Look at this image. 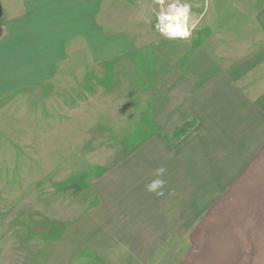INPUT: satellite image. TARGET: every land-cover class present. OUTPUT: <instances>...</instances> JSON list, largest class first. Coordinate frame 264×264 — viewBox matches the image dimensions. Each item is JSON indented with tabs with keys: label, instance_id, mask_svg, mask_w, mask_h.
<instances>
[{
	"label": "crops",
	"instance_id": "crops-1",
	"mask_svg": "<svg viewBox=\"0 0 264 264\" xmlns=\"http://www.w3.org/2000/svg\"><path fill=\"white\" fill-rule=\"evenodd\" d=\"M255 1L243 11L244 27L229 26L226 55L202 57L188 43L155 41L147 0H0V125L8 139L16 133L28 145L21 135L29 123L11 122L12 101L34 96L42 109L45 91L55 117L36 111L35 129L52 130L57 147L75 144L72 130H92L85 107L93 88H114L131 114L106 142L120 147L109 164L79 191L66 189L82 195L68 200L70 220H59L66 248L11 251L12 264H264V0ZM65 112L77 121L60 122ZM10 142L1 144L17 146ZM6 149L3 177L15 172L19 183L4 190L25 195V214L7 219L22 220L29 195L63 191L26 184L29 171L13 166L22 157ZM158 167L167 169L163 197L145 190Z\"/></svg>",
	"mask_w": 264,
	"mask_h": 264
},
{
	"label": "rangeland",
	"instance_id": "rangeland-1",
	"mask_svg": "<svg viewBox=\"0 0 264 264\" xmlns=\"http://www.w3.org/2000/svg\"><path fill=\"white\" fill-rule=\"evenodd\" d=\"M147 1L149 8L147 21L156 37L155 41L157 43H188L191 47L198 48L203 54L202 57H211L213 53L216 56L218 54V56H225L227 50H222L221 47L226 48L227 43L232 40L227 39L229 37V26L234 28L244 27L242 22L244 20L242 18L244 15L243 11L247 8H253L257 3L255 0H187L191 4L192 22L195 27L190 38L173 40L164 38L156 31L157 20L155 13L159 11V5L155 3V0ZM205 61L207 60L205 59ZM108 72L114 75L116 73L115 66ZM112 83L114 86L115 82ZM93 85H95L94 81ZM51 94V91H45V95H48V98L45 100L42 109L34 96L27 99L15 98L17 100L12 101L14 106L9 115L12 118L11 122L20 123L24 121L29 123H27V133L21 135L23 138L22 142L25 141L28 145L19 144V141H16L18 140L16 133L12 135L11 139H8V131L0 125V144L4 139L11 141V145L12 143L17 144V146L15 144L11 147L7 146L8 148L10 147L9 149H6L1 144L0 152L6 149L9 150L10 155L17 154L18 157H22V162H13V166H15L14 169H17V166H21L27 170V176L29 171V176L24 182L28 185L43 186L45 191L59 188L60 191H63L60 193L32 195L37 197L36 200L31 199L29 195L26 217L22 220L13 217L9 221L7 219L8 215L14 216L15 212L20 213V211H24L25 214L23 201V209H20L19 206L20 197L23 199L25 195H9L6 193L4 190L5 186L10 183L18 184L19 178L15 172H13V179H9V176L7 178L3 177V163L0 162V185H4L0 187V264H10L14 260H11V257H7L11 251L15 253L27 251L33 253L40 250L44 252V255H51L66 248L67 235L63 242L61 241L66 234V226H62L63 224H60L59 220L63 218V214H65L64 219H66L69 199L71 201V199L75 198L77 202L78 200L80 202L82 198L81 193H67L66 189L72 187L77 190L82 189L93 180L92 178H95L93 176L97 175L100 169L109 164V161L106 160L112 159L118 153L120 147L110 144L106 145V142L116 137V122L131 117L130 106L124 105L125 101L123 102V100L116 98L114 88L112 91L109 89L108 92H99L93 88L90 105L85 107L86 110L89 109L92 113V130L89 131L87 129L85 132L83 130H72L70 133L75 134L73 139L75 144L68 145L67 142H64L57 147L51 140L52 130L47 131V136L40 135L41 130L35 129V121L41 120L39 118L41 115H38L36 111H43L44 121L52 120V116L55 117L51 112L55 109V103L54 106L52 104ZM62 95L64 96L62 97ZM66 95L67 91H63L60 94L61 97L59 96L60 100H64L65 108L68 106ZM142 102H146V99L142 100ZM70 117L65 112L60 115V122H68L71 119L76 122L78 119ZM99 123H102L104 127H97ZM65 132L68 131L66 130ZM84 138L86 139L84 140ZM83 140L85 145L78 144ZM35 155L43 156L44 161H35ZM25 157L27 162H25ZM53 158L59 159V161L53 163ZM28 160L31 161L28 162ZM10 197H15V199ZM66 220L69 221L70 219ZM5 222L7 224L10 222L11 226L5 224ZM58 224L60 226H57Z\"/></svg>",
	"mask_w": 264,
	"mask_h": 264
},
{
	"label": "clouds",
	"instance_id": "clouds-1",
	"mask_svg": "<svg viewBox=\"0 0 264 264\" xmlns=\"http://www.w3.org/2000/svg\"><path fill=\"white\" fill-rule=\"evenodd\" d=\"M159 5L156 12V31L166 39H188L192 35L195 24L192 22L191 4L187 0H155ZM167 169L158 167L154 175L157 177L145 186L148 193L157 197L165 195L164 188L166 181L163 179Z\"/></svg>",
	"mask_w": 264,
	"mask_h": 264
},
{
	"label": "water",
	"instance_id": "water-1",
	"mask_svg": "<svg viewBox=\"0 0 264 264\" xmlns=\"http://www.w3.org/2000/svg\"><path fill=\"white\" fill-rule=\"evenodd\" d=\"M2 16H3V10H2V6L0 4V23H1ZM2 35H3V30H2V27L0 26V39H1Z\"/></svg>",
	"mask_w": 264,
	"mask_h": 264
},
{
	"label": "bare ground",
	"instance_id": "bare-ground-1",
	"mask_svg": "<svg viewBox=\"0 0 264 264\" xmlns=\"http://www.w3.org/2000/svg\"><path fill=\"white\" fill-rule=\"evenodd\" d=\"M167 1H169V0H166V3H167Z\"/></svg>",
	"mask_w": 264,
	"mask_h": 264
}]
</instances>
